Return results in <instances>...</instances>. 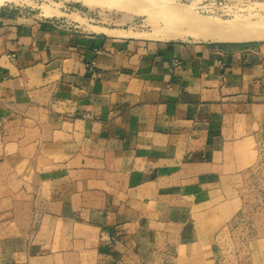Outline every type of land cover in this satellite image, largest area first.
Here are the masks:
<instances>
[{"label":"crops","instance_id":"0c3cea01","mask_svg":"<svg viewBox=\"0 0 264 264\" xmlns=\"http://www.w3.org/2000/svg\"><path fill=\"white\" fill-rule=\"evenodd\" d=\"M1 11L0 165L27 166L29 203L42 204V221L86 233L75 243L92 264L129 252L133 203L158 207L178 190L206 195L212 173L242 170L231 147L260 125L264 44L150 42ZM6 142L17 151L4 152ZM114 233L124 242L109 246ZM36 245H24V256Z\"/></svg>","mask_w":264,"mask_h":264},{"label":"rangeland","instance_id":"374dc122","mask_svg":"<svg viewBox=\"0 0 264 264\" xmlns=\"http://www.w3.org/2000/svg\"><path fill=\"white\" fill-rule=\"evenodd\" d=\"M114 1L98 0V5L87 7L76 0H0V9L5 10L1 11L2 17H18L20 22L30 19L60 26L71 24L84 32L119 29L116 34L150 42L229 47L264 44V40L219 41L223 35L234 34L232 30L239 31V27L244 32V19L247 23V19H263L264 0ZM232 21V27L236 26L230 32L228 23ZM207 22L209 31L204 30ZM215 22L228 27V31L221 27L217 31L218 26L214 31ZM164 27H170L166 38ZM174 60L179 67L172 65ZM170 66L180 68L181 60L173 57ZM6 144L4 152L17 151L15 145ZM231 148L243 154L236 164V169L242 170L220 173L218 178L212 173L208 194L178 190L158 207L133 203L131 209L137 214H132L126 229L129 252L107 264H264V112L255 136ZM29 182L30 174L23 163L15 161L12 169L0 165V264H92L90 253L75 243L76 239L86 238V233L42 221V204L27 199ZM31 241L37 245L32 258H28L22 250ZM106 242L109 246L123 243V235L114 233Z\"/></svg>","mask_w":264,"mask_h":264},{"label":"bare ground","instance_id":"6f19581e","mask_svg":"<svg viewBox=\"0 0 264 264\" xmlns=\"http://www.w3.org/2000/svg\"><path fill=\"white\" fill-rule=\"evenodd\" d=\"M75 1V0H74ZM77 2H81L82 4H84L85 6H87V7H94V5L95 4H97L98 5V0H96V2L94 1V0H92L93 2H94V4H93V2L91 1H87V0H76ZM112 1V0H111ZM120 1V0H119ZM122 1V0H121ZM100 2V1H99ZM114 2H118L117 0L116 1H114ZM113 2V3H114ZM123 2V1H122ZM92 3V4H91ZM104 4V3H103ZM111 4H112V2H111ZM117 4V3H116ZM121 4V3H120ZM119 4V5H120ZM101 5V4H100ZM107 5V4H106ZM114 5V4H113ZM112 5V6H113ZM118 5V4H117ZM121 7V6H120ZM259 7H260V5H259ZM117 8H119V7H117ZM116 8V9H117ZM247 9V8H246ZM248 16V15H247ZM253 16V15H252ZM249 17H251V16H249ZM248 20V23H247V21L244 19L243 20V24L241 23V22H239V20H237L239 23L237 24V25H239L240 23L242 24L241 26H243V28H247V29H244V32H242V30L240 29V27H239V31H237V32H233V27H235L236 25V20H234V21H232V22H230V23H228L229 24V26H230V24L231 23H235V24H233V27H232V24H231V27L232 28H230L229 30H230V32H231V30H232V32L231 33H234V34H232V35H226V36H222V37H220L221 36V34H217V36H219L220 37V39H219V41H222V42H243V41H247V40H264V18L262 19L261 18V20H256V22H251V21H249L250 19H247ZM255 21V20H254ZM245 23H247V24H245ZM214 24V23H213ZM215 24H217L216 26H214L215 28H214V31L216 30V28H217V26H218V23H216L215 22ZM244 24H245V26L246 27H244ZM196 25V24H195ZM203 25V24H202ZM209 24H208V22H207V25H206V27L204 26V30H207V26H208ZM211 25H212V22H211ZM211 25H210V27H211ZM223 25V24H222ZM196 26H200V24H198V25H196ZM226 26H227V23H226ZM192 27H193V25H192ZM210 27H208L209 29H210ZM220 27L221 28H225L224 27V25H223V27L221 26V24H219V26H218V28H217V31H218V29H220ZM238 27H237V29H238ZM164 28H166V27H164ZM168 28H170V27H167L166 28V30H165V35L163 36L162 34V36L163 37H165L166 38V34H167V30H168ZM206 28V29H205ZM213 28V27H212ZM242 28V27H241ZM172 29V28H171ZM175 29H177V28H175ZM175 29L173 30V31H175ZM181 29V28H180ZM195 29V28H194ZM228 29V27L227 28H225V30L224 31H228L227 30ZM236 29V30H237ZM249 29V32H245V30H248ZM235 29H234V31H236ZM108 31V30H107ZM170 32V31H168V32H170V33H174V32ZM177 31V30H176ZM175 31V32H176ZM207 31H209V30H207ZM210 31H212L211 29H210ZM180 32H183V30H181ZM194 32V31H193ZM238 32H240V33H238ZM242 32V33H241ZM155 32H153V34H154ZM169 33V34H170ZM176 33H178V32H176ZM210 33V32H209ZM228 33V32H227ZM190 34V33H189ZM229 34V33H228ZM168 35V34H167ZM184 35V34H183ZM195 35V34H194ZM210 35V34H209ZM209 35H206L207 37L209 36ZM214 35L216 36V34L214 33ZM161 36V37H162ZM174 36H178L177 34L176 35H173V37ZM179 36H180V34H179ZM168 37V36H167ZM170 37V36H169ZM181 37V36H180ZM209 37H211V36H209ZM170 38H172V35H171V37Z\"/></svg>","mask_w":264,"mask_h":264},{"label":"built area","instance_id":"2783aa9c","mask_svg":"<svg viewBox=\"0 0 264 264\" xmlns=\"http://www.w3.org/2000/svg\"><path fill=\"white\" fill-rule=\"evenodd\" d=\"M99 53H100V51L97 50V51H96V54H99ZM5 57H6V59L9 60V61H13L14 58H15V55H14V53L11 52V53L6 54ZM93 65H94V61H91V62L88 64V67H89L90 69H92ZM172 65H173L174 67H179V66H180V63H179L177 60H174L173 63H172ZM218 68H219L220 71H221V73H220V78L223 80V79H224V74H225V66H224V64H223L222 62H220V61H218ZM83 117H87V114H83Z\"/></svg>","mask_w":264,"mask_h":264}]
</instances>
